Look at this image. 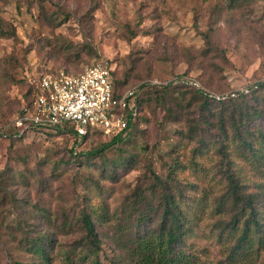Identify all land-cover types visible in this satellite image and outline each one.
I'll list each match as a JSON object with an SVG mask.
<instances>
[{
	"label": "rangeland",
	"instance_id": "obj_1",
	"mask_svg": "<svg viewBox=\"0 0 264 264\" xmlns=\"http://www.w3.org/2000/svg\"><path fill=\"white\" fill-rule=\"evenodd\" d=\"M225 2L0 0V264L30 260L28 252L18 244L21 234L14 227L18 220L28 218L25 207L30 209L36 202H43L40 205L51 209L60 204H66L68 210L75 206L77 191L72 181L73 176L79 175L70 164H64V178L49 179L56 156H66L70 146L83 150L111 138V135L99 138L93 135L83 145H78L72 143L68 133L55 129L22 131L15 120L29 84L26 73L37 76L44 70H56L77 74L86 66L101 61L113 70L117 79L128 76L126 86L143 83L169 86L176 102L183 105L193 101L191 110L202 100L201 92L214 93L209 92L214 90L219 93L215 94L217 99L236 97L231 89L240 90L264 80V0H252L250 7L241 11L226 10ZM59 7L67 14H57ZM207 31L224 50L222 56L202 55L206 47L202 34ZM260 95L264 96V91ZM13 127L24 134L15 137ZM184 127V119L173 117L162 103L158 104L155 116L150 109L143 108L136 127L124 137L129 140L122 143L139 159L130 169L126 164L124 169L118 165L126 184L133 187L138 178L147 176L144 172L148 159L159 174H164L174 155L171 149L178 142V131ZM145 144L152 151L141 148ZM116 155L117 150L111 149L106 156ZM188 155V151L181 152L183 160ZM232 156L244 179L264 181V161L257 163L235 151ZM43 160L49 163L44 164L38 174L36 166ZM200 160L208 169L213 164L205 156ZM109 162L114 166L111 160ZM95 175L100 176L97 171ZM181 176L192 179L195 174L187 168ZM39 178L49 182L44 192L36 190ZM145 183L149 181L146 179ZM124 192L125 188L119 185L110 199L111 209L121 204ZM7 224L13 231L4 230ZM64 228L68 231V226ZM98 236L103 250L109 252L108 238ZM199 237L192 240L198 244L208 243L207 239ZM76 239L77 232L61 237L64 246H72ZM209 254L218 255L215 245ZM250 256L245 263L264 264L263 255L258 259ZM106 258L104 256L103 260Z\"/></svg>",
	"mask_w": 264,
	"mask_h": 264
},
{
	"label": "trees",
	"instance_id": "obj_2",
	"mask_svg": "<svg viewBox=\"0 0 264 264\" xmlns=\"http://www.w3.org/2000/svg\"><path fill=\"white\" fill-rule=\"evenodd\" d=\"M251 2L226 0L225 9L241 11ZM58 9L57 14H67L63 8ZM202 36L206 45L204 57L223 55L224 50L213 41L210 31ZM57 72L44 70L37 76ZM110 73L115 95L131 87L126 86L128 76L117 79L111 68ZM138 87L137 113L125 130L88 149L70 146L66 156L57 155L53 160L49 179L64 178V164H70L79 175L73 176L72 181L77 191L75 206L68 210L66 204H60L51 209L36 202L30 209L25 207L28 218L18 220L14 227L21 234L18 244L28 252L30 260H14L13 264H249L245 263L247 256H264V181L244 179L232 156L235 151L257 163L264 161V96L260 95L264 80L249 84L248 91L231 89L236 97L217 99L215 94L219 93L214 90L201 92L203 97L195 110H191L193 101L181 105L173 100L167 85L143 83ZM31 90L32 85L28 84L23 105L31 102ZM160 103L176 119L183 118L185 127L178 131V142L171 149L174 155L164 174H159L148 159L144 172L147 176L138 178L131 187L120 169L132 168L139 159L135 152L129 153L122 146L129 140L124 137L136 127L143 108L155 116ZM13 128L15 137L24 134ZM53 129L68 133L72 143L78 145H83L89 136H106L97 128L78 136L70 123ZM141 148L152 151L148 144ZM111 149L117 150V155L109 158L106 155ZM186 151L189 157L183 160L181 152ZM203 156L213 162L210 171L200 160ZM46 163L49 160L37 164L38 174ZM187 168L195 174L192 179L181 176ZM96 171L100 176L95 175ZM36 185L37 191L49 188L45 178H39ZM119 185L125 188L124 196L121 204L111 209L110 199ZM69 211L75 213L69 215ZM5 227V231H13L8 224ZM74 232L75 243L64 246L61 237ZM98 234L108 238L109 252L103 250ZM198 235L208 243L192 240ZM212 245L218 249L216 257L209 254Z\"/></svg>",
	"mask_w": 264,
	"mask_h": 264
},
{
	"label": "built area",
	"instance_id": "obj_3",
	"mask_svg": "<svg viewBox=\"0 0 264 264\" xmlns=\"http://www.w3.org/2000/svg\"><path fill=\"white\" fill-rule=\"evenodd\" d=\"M26 79L32 85V100L23 105L15 124L23 130H48L65 123L73 125L78 136L97 128L104 135L125 130L137 113L140 88L133 86L122 94L112 90L110 67L101 61L80 73L59 71ZM248 91V88H241Z\"/></svg>",
	"mask_w": 264,
	"mask_h": 264
}]
</instances>
